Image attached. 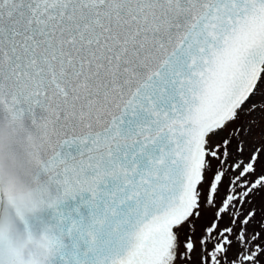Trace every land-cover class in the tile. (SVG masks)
Here are the masks:
<instances>
[{"label":"snow or ice","instance_id":"1","mask_svg":"<svg viewBox=\"0 0 264 264\" xmlns=\"http://www.w3.org/2000/svg\"><path fill=\"white\" fill-rule=\"evenodd\" d=\"M2 115L49 128L44 264H264V0H0Z\"/></svg>","mask_w":264,"mask_h":264},{"label":"clouds","instance_id":"2","mask_svg":"<svg viewBox=\"0 0 264 264\" xmlns=\"http://www.w3.org/2000/svg\"><path fill=\"white\" fill-rule=\"evenodd\" d=\"M47 131L44 122L26 125L20 119L0 116V242L11 246L17 258L27 264H44L43 256L56 240L48 223L21 227L25 217L59 204L42 159Z\"/></svg>","mask_w":264,"mask_h":264},{"label":"trees","instance_id":"3","mask_svg":"<svg viewBox=\"0 0 264 264\" xmlns=\"http://www.w3.org/2000/svg\"><path fill=\"white\" fill-rule=\"evenodd\" d=\"M255 206V219L256 221L264 223V192L260 191L258 194L252 197V204L246 206L247 210H251L252 207ZM251 227L253 228V232H260L261 228L259 223H252ZM256 242H253V246Z\"/></svg>","mask_w":264,"mask_h":264},{"label":"rangeland","instance_id":"4","mask_svg":"<svg viewBox=\"0 0 264 264\" xmlns=\"http://www.w3.org/2000/svg\"><path fill=\"white\" fill-rule=\"evenodd\" d=\"M210 175L211 174H209V179H210ZM205 188H207V185H205ZM221 195H223V191H221ZM211 219H212V213L211 212H208V213H206V214L203 215V217L201 218V220L198 222V225H197V235H199L200 226L201 225L209 224L211 222ZM222 226H224V225H222ZM247 231H248V236L249 237H251L254 234L253 228L251 227V225L248 227ZM238 250H239L238 244L236 242H234V245L232 247V250L229 253V258H231L232 256H234L238 252ZM193 264H199V261H198V257L197 256H194L193 257Z\"/></svg>","mask_w":264,"mask_h":264}]
</instances>
